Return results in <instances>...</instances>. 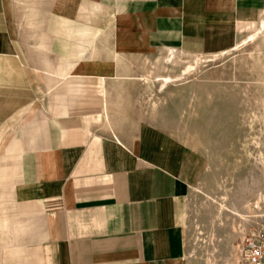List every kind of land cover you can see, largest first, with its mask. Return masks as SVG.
Returning <instances> with one entry per match:
<instances>
[{
    "label": "crops",
    "instance_id": "obj_1",
    "mask_svg": "<svg viewBox=\"0 0 264 264\" xmlns=\"http://www.w3.org/2000/svg\"><path fill=\"white\" fill-rule=\"evenodd\" d=\"M263 16L264 0H0V264H186L204 159L151 98L168 89L151 63L234 50Z\"/></svg>",
    "mask_w": 264,
    "mask_h": 264
},
{
    "label": "rangeland",
    "instance_id": "obj_2",
    "mask_svg": "<svg viewBox=\"0 0 264 264\" xmlns=\"http://www.w3.org/2000/svg\"><path fill=\"white\" fill-rule=\"evenodd\" d=\"M257 36L225 54L163 50L151 63L154 81L173 79L151 98H162L170 129L204 159L187 200L186 264H246L242 238L264 219V34Z\"/></svg>",
    "mask_w": 264,
    "mask_h": 264
},
{
    "label": "built area",
    "instance_id": "obj_3",
    "mask_svg": "<svg viewBox=\"0 0 264 264\" xmlns=\"http://www.w3.org/2000/svg\"><path fill=\"white\" fill-rule=\"evenodd\" d=\"M240 257L246 264H264V219L243 236Z\"/></svg>",
    "mask_w": 264,
    "mask_h": 264
},
{
    "label": "bare ground",
    "instance_id": "obj_4",
    "mask_svg": "<svg viewBox=\"0 0 264 264\" xmlns=\"http://www.w3.org/2000/svg\"><path fill=\"white\" fill-rule=\"evenodd\" d=\"M264 34V20L262 21V24H261V28H260V31L258 32V33H256V34H253V35H251L249 38H248V40H247V42L249 43V42H251V41H254L258 36L257 35H263ZM239 48V46H237L235 49H238ZM224 54L225 53H227V52H223ZM222 53V54H223ZM221 54V55H222ZM171 55H175V53H174V51H172L171 52ZM198 59V58H197ZM191 66H193V65H190V67ZM188 70H189V68H188ZM173 79L171 78V77H165V78H163V79H161V81L165 84V83H168V82H171ZM244 217V216H243Z\"/></svg>",
    "mask_w": 264,
    "mask_h": 264
}]
</instances>
